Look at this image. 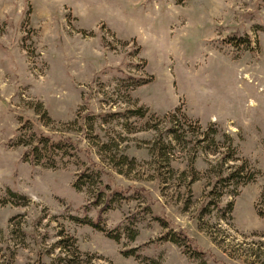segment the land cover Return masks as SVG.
<instances>
[{
	"label": "rangeland",
	"instance_id": "1",
	"mask_svg": "<svg viewBox=\"0 0 264 264\" xmlns=\"http://www.w3.org/2000/svg\"><path fill=\"white\" fill-rule=\"evenodd\" d=\"M78 261L264 264V0H0V264Z\"/></svg>",
	"mask_w": 264,
	"mask_h": 264
},
{
	"label": "trees",
	"instance_id": "2",
	"mask_svg": "<svg viewBox=\"0 0 264 264\" xmlns=\"http://www.w3.org/2000/svg\"><path fill=\"white\" fill-rule=\"evenodd\" d=\"M137 114L139 116H144V109L143 108H139L138 111H136ZM72 139L70 137H62V139L60 141H55L51 135H47L45 133H43L40 130H34L31 131L30 133H28L27 135H22L19 138V143L26 146L27 147V151L25 152V156H28V159L33 163L35 160H37V162H40L42 164H47L50 167H56L58 165V161H63L68 157H73L76 151V146H75V142L71 141ZM229 147H227L228 149ZM226 149V150H227ZM230 150H232V148H230ZM228 154V152H227ZM227 156V155H226ZM226 156L224 158H226ZM56 159H58L57 161H55ZM243 165H241V167L239 169H233L232 171H229L228 173H226V175L224 176H219L218 182H241L242 180V174L241 172L244 169ZM248 170L249 175L247 177V179L244 180V182L242 183H246L248 181H251L253 178V176L250 174L253 172L249 169H245ZM82 176H90L89 173H87L86 169H84L82 171ZM91 182V181H90ZM224 184V183H222ZM80 186V187H79ZM74 187L76 189L79 190V188H81V185L78 184V181L76 180L74 183ZM213 192H217L219 193V195L215 194L214 197H212L210 200L211 204H218L217 200L220 198V191H213ZM118 194L117 191H113L111 192V195L106 197L105 196V186H99V190H98V194L95 196L94 202H101V205H103L99 212H98V219L95 221H91L92 225L94 227H98L99 228V222L101 219V215L102 213L111 206V202L113 203L114 199L113 196ZM100 198H103V201H100ZM106 198V199H105ZM112 199V200H111ZM111 200V201H110ZM218 206V205H216ZM204 207V205H203ZM261 214V212H260ZM158 218V217H155ZM159 220V219H158ZM112 236L116 239L120 237V233H116L113 232ZM162 240H166L169 242H172L174 244H176L177 246L183 248L184 251H188L190 256L192 258H196L198 256H202L204 255L203 251L201 250V248L195 244V242L192 240L191 237L185 235L182 232H176V231H167L165 232L161 238ZM159 239V240H160ZM125 252L127 254H131V255H135L138 256L139 253H137V251L135 252L134 249H128L125 250ZM135 252V253H134ZM80 263L78 262H73L72 264H78Z\"/></svg>",
	"mask_w": 264,
	"mask_h": 264
},
{
	"label": "bare ground",
	"instance_id": "3",
	"mask_svg": "<svg viewBox=\"0 0 264 264\" xmlns=\"http://www.w3.org/2000/svg\"><path fill=\"white\" fill-rule=\"evenodd\" d=\"M247 78V76H245Z\"/></svg>",
	"mask_w": 264,
	"mask_h": 264
}]
</instances>
